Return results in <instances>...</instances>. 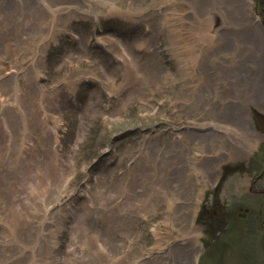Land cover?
Returning a JSON list of instances; mask_svg holds the SVG:
<instances>
[{
	"label": "rangeland",
	"instance_id": "rangeland-1",
	"mask_svg": "<svg viewBox=\"0 0 264 264\" xmlns=\"http://www.w3.org/2000/svg\"><path fill=\"white\" fill-rule=\"evenodd\" d=\"M79 1L97 18H73L41 51L33 69L36 86L44 91L42 114L50 116L46 125L52 132L45 139L40 130L27 134L19 113L27 91L25 76L34 64V50L25 35L33 29L31 20L13 11L20 0H0V22L12 12L21 23L15 27L6 20L0 26V180L10 181L6 210L34 221L29 238L40 233L47 240L46 233H55L58 264H89L85 253L90 250L111 249L119 255L129 247L147 260L158 252L152 248L154 241L167 238L160 200L172 184H181L172 171L183 164L180 154L183 158L186 141L200 150L215 140L212 129L219 126L216 121L224 125L223 119L208 116V102L199 108L183 97L193 67L171 35L178 24L167 12L162 22L153 19L166 4ZM253 2L264 25V0ZM72 4L80 6L77 0ZM139 6L144 9L140 18L123 14ZM235 41L242 42L231 33L229 46ZM138 42L147 48H139ZM79 61L78 69L72 70ZM73 77L74 85L68 88L66 82ZM231 92L239 96L235 86L225 95ZM232 97L224 96L222 105L238 102ZM248 114L254 129L264 135V109L250 106ZM4 121L10 123L5 126ZM172 138L182 148L171 145ZM13 139L20 142L24 158L15 169L5 160L14 150ZM50 144L67 183L55 186L53 173L60 167L49 165ZM152 146L160 150L153 160ZM185 172L190 174L191 169ZM257 178L261 179L253 190H264V137L250 153L221 161L212 184L204 189L194 214L200 227L196 264H264V196L251 191ZM189 199L180 202L187 204ZM42 220L46 225L39 223ZM14 247L8 244L10 259L4 257L0 264L31 260ZM166 247L172 248L173 242Z\"/></svg>",
	"mask_w": 264,
	"mask_h": 264
},
{
	"label": "bare ground",
	"instance_id": "bare-ground-1",
	"mask_svg": "<svg viewBox=\"0 0 264 264\" xmlns=\"http://www.w3.org/2000/svg\"><path fill=\"white\" fill-rule=\"evenodd\" d=\"M77 1L80 6L72 4L74 0H29V5L26 1L20 0L18 9H13L17 14H21L20 17L26 15L33 22H29L32 31L25 35L26 41H30L34 50L32 60L34 64L25 76L27 91L22 101L23 109L19 111L22 116V127L27 134L34 135L40 130V135L49 139L52 132L46 125V119L50 116L47 113L42 114L44 91L36 86L38 75L33 73L41 51L73 18H97L98 14L89 8H83L82 3ZM153 2L155 7L166 4L163 11L158 8L153 19L162 22L166 12L169 13L170 18L178 24V31L171 30V35L179 40L182 52L189 58L193 67L190 82L184 87L186 92L183 93V97L199 108L208 102V116L223 119L224 125L220 126L216 121L215 124L219 126L216 130L212 129L216 135L215 140L207 142L200 150L195 149L193 142L186 141L187 147L183 150V158L180 154L183 164L172 171V174H175V182L181 181V184H172L160 200L161 212L165 217L162 225L167 238L165 241L160 239L154 241L152 248H156L158 252L144 260L139 252L130 247L119 255L111 249L90 250L85 253L89 264H196L200 227L194 223V214L202 200L204 189L212 184L221 161L231 155L244 156L250 153L264 137L254 129L248 114L250 106L264 109V25L259 22L253 0H153ZM68 4H72V7H68ZM26 6L30 8L26 9ZM143 10L139 6L136 11L128 10L123 14L127 17L140 18L144 14ZM120 11L116 10V13ZM6 20L15 27L21 24L12 16V12L0 22V26ZM1 33L0 29V35ZM231 33L237 35L242 41L241 44L235 41V45L229 46L227 40ZM21 37L18 29V39ZM138 43L139 48H147L146 43ZM37 49L41 50L34 61ZM227 50L230 51L227 56L223 55ZM80 63L81 61L73 64L72 70L78 69ZM179 68L182 71L184 65H180ZM80 76L81 73H78L77 77ZM74 80L75 77L72 81L66 82L68 88L74 85ZM231 86H235L238 97L232 92L225 95ZM224 96L226 98L235 96L232 99L238 100L239 104L234 101V105L223 106ZM12 99L14 100L13 97ZM8 123L10 122L4 121L5 126ZM19 143L15 139L12 140L14 150L5 158L14 169L24 160ZM169 143L180 148L183 146L176 138H172ZM49 150L52 151L50 156H53V162L49 165L60 167L54 145L50 144ZM159 151L154 146L150 147V159L156 158ZM171 158L175 160V156ZM49 165L47 164L48 167ZM186 168L191 169L190 174H186ZM65 174L61 167L55 168L53 173L56 178L55 186L68 182ZM9 182L5 179L0 180V258H2L0 262L4 257L10 259L8 254L12 249H8L7 246L12 243L19 247L21 253L31 256V260L26 264H58L55 257V233L52 231L46 233L47 240H43L39 236L40 233L29 238L33 235L34 221L7 213ZM188 182L193 187H187ZM131 185L132 182L127 183L128 187ZM184 194L190 199L187 196L183 197ZM188 199L190 202L181 204V200ZM40 222H43L42 225L45 224L43 220ZM114 238L111 236V239ZM169 241L173 242L172 248L166 247ZM17 247L13 250H18Z\"/></svg>",
	"mask_w": 264,
	"mask_h": 264
},
{
	"label": "flooded vegetation",
	"instance_id": "flooded-vegetation-1",
	"mask_svg": "<svg viewBox=\"0 0 264 264\" xmlns=\"http://www.w3.org/2000/svg\"><path fill=\"white\" fill-rule=\"evenodd\" d=\"M259 179H261V178H257L256 180L254 179L252 181V183H251V186H252L251 191H252V193H257V194H260V195H263L264 196V190H262V189H255V190H253V188L257 186V183H258ZM263 213H264V210H263Z\"/></svg>",
	"mask_w": 264,
	"mask_h": 264
},
{
	"label": "water",
	"instance_id": "water-1",
	"mask_svg": "<svg viewBox=\"0 0 264 264\" xmlns=\"http://www.w3.org/2000/svg\"><path fill=\"white\" fill-rule=\"evenodd\" d=\"M263 210H264V206H263ZM263 219H264V216H263ZM264 221V220H263ZM263 226H264V222H263Z\"/></svg>",
	"mask_w": 264,
	"mask_h": 264
}]
</instances>
